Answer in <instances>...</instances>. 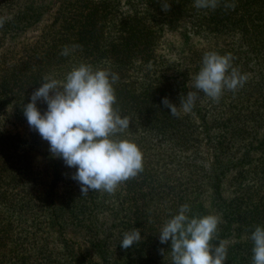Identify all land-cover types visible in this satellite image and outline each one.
Masks as SVG:
<instances>
[{
  "label": "trees",
  "instance_id": "obj_1",
  "mask_svg": "<svg viewBox=\"0 0 264 264\" xmlns=\"http://www.w3.org/2000/svg\"><path fill=\"white\" fill-rule=\"evenodd\" d=\"M53 1L0 0L8 18L0 43L39 28L29 44L0 52V264H171L159 231L183 204L190 216L221 218L212 243L227 245L224 264H253L249 237L264 227V0H236L234 22L223 3L208 11L194 0H167L165 12V0ZM232 27L263 36L248 67H235L247 82L219 102L199 93L191 112L172 116L162 99L178 106L195 91L205 53L232 55ZM72 45L80 47L60 54ZM81 63L118 75L113 107L130 124L116 138L143 155V171L114 194L81 195L75 168L52 157L38 132L3 130L7 108L26 120L23 106L43 77L63 79ZM37 107L43 113L47 105ZM133 228L143 239L122 249Z\"/></svg>",
  "mask_w": 264,
  "mask_h": 264
},
{
  "label": "clouds",
  "instance_id": "obj_2",
  "mask_svg": "<svg viewBox=\"0 0 264 264\" xmlns=\"http://www.w3.org/2000/svg\"><path fill=\"white\" fill-rule=\"evenodd\" d=\"M220 4L221 0H194L197 9L214 11ZM235 6L234 2L224 4L225 9L234 10ZM161 8L167 12L170 3L165 0ZM6 19L0 17V28ZM78 47L65 46L60 54L68 56ZM233 59L230 53H205L202 66L193 77L195 91L182 95L178 106L167 97L162 99L163 105L179 118L181 112L192 111L199 93L219 102L225 90L237 91L248 76L233 67ZM118 79L108 68L81 63L63 79L43 77L23 106L29 127L48 142L51 156L62 159L68 168H75L71 179L78 182L81 195L90 191L114 194L121 183L143 171V155L138 146L116 138L130 124V118L122 117L113 107L116 104L113 85ZM38 102L47 105L43 113L37 107ZM190 211L188 204L181 205L159 231L161 244L170 241L171 264H224L228 258L227 245L223 241L218 245L212 243L221 218L213 214L190 216ZM249 238L253 242V264H264V227L256 226ZM142 239L141 230L133 228L124 233L120 246L129 249Z\"/></svg>",
  "mask_w": 264,
  "mask_h": 264
},
{
  "label": "rangeland",
  "instance_id": "obj_3",
  "mask_svg": "<svg viewBox=\"0 0 264 264\" xmlns=\"http://www.w3.org/2000/svg\"><path fill=\"white\" fill-rule=\"evenodd\" d=\"M226 2H234L236 5L234 10L228 9L229 22H234L236 20L238 21V18L240 17V11L236 0H221V3L223 4H225ZM50 3L52 4V7H54V1L52 0V2ZM207 10L209 11V9ZM3 16H5V14H3ZM233 29L235 30L233 32V36L237 40V44L232 53V57L234 58L232 61L233 67L246 68L252 62V60L255 59L256 54L258 52L257 48L255 47V43L263 36H259L257 38H249L247 36L239 34L237 28ZM38 33L39 28L35 25L34 27L26 29L24 33H20L17 38L8 39L10 41H5L6 39L3 40L0 43V52L4 51L5 49L7 50L8 48H12L14 46L15 48H20L24 44H29L30 42H32V40L36 39ZM2 114V120L4 119L5 115L10 116L7 121H5L3 130L9 132L10 135L14 137H29L33 129L29 127L27 120L21 118L19 120L18 118H15V116H12L10 108H7ZM35 159H37L39 163L44 164L42 158L39 155H36Z\"/></svg>",
  "mask_w": 264,
  "mask_h": 264
}]
</instances>
